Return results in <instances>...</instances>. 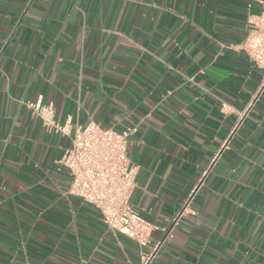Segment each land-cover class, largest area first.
Segmentation results:
<instances>
[{
  "label": "crops",
  "instance_id": "1",
  "mask_svg": "<svg viewBox=\"0 0 264 264\" xmlns=\"http://www.w3.org/2000/svg\"><path fill=\"white\" fill-rule=\"evenodd\" d=\"M248 4L0 0V264L139 263L135 242L67 193L57 161L89 121L136 129L131 203L144 219L166 224L194 190L153 264H264L263 77L231 48ZM30 104L52 106L64 132Z\"/></svg>",
  "mask_w": 264,
  "mask_h": 264
},
{
  "label": "built area",
  "instance_id": "2",
  "mask_svg": "<svg viewBox=\"0 0 264 264\" xmlns=\"http://www.w3.org/2000/svg\"><path fill=\"white\" fill-rule=\"evenodd\" d=\"M245 35L241 42L231 46L244 54L249 62L262 72L263 80L259 92L264 88V0H253L247 5ZM257 96L237 113L233 131L242 125ZM41 117L46 127L64 132L65 126L53 123L52 106L29 105ZM225 111V106H222ZM134 127L122 131L105 128L94 121L74 128L71 145L57 161L70 176L67 193L96 208L105 227L114 234H120L135 242L138 250V264H153L182 216L193 214L191 192L182 208L164 225L155 226L133 209L131 200L136 191L138 167L127 157L130 136ZM226 147L222 145V149ZM159 231L155 241L151 233Z\"/></svg>",
  "mask_w": 264,
  "mask_h": 264
}]
</instances>
